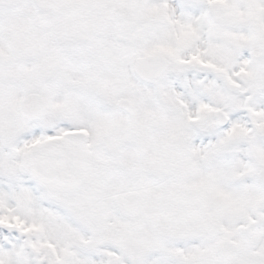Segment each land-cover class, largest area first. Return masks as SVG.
<instances>
[{
  "label": "snow or ice",
  "instance_id": "1",
  "mask_svg": "<svg viewBox=\"0 0 264 264\" xmlns=\"http://www.w3.org/2000/svg\"><path fill=\"white\" fill-rule=\"evenodd\" d=\"M0 264H264V0H0Z\"/></svg>",
  "mask_w": 264,
  "mask_h": 264
}]
</instances>
